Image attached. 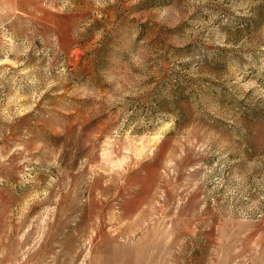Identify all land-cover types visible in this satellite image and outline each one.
I'll return each mask as SVG.
<instances>
[{
	"label": "rangeland",
	"instance_id": "obj_1",
	"mask_svg": "<svg viewBox=\"0 0 264 264\" xmlns=\"http://www.w3.org/2000/svg\"><path fill=\"white\" fill-rule=\"evenodd\" d=\"M165 2L126 0L123 10L110 7L98 17L85 9L87 19L76 31H87L90 39L71 47L54 22H45V11L52 9H45L43 0L0 3V44L7 30L11 47L27 51L19 59L11 52V63L0 64V238L11 242L22 235L26 247L39 245L25 264H138L135 253L122 250L123 240H152L158 218L169 216L171 206L185 196V185L206 172L204 167L185 171L196 164L214 167V172L201 191L188 196L189 204L205 195L211 208V197L220 193L225 204L233 205L234 219L264 211L250 207L258 193L264 194V108L251 109L250 119L242 102H231L247 94L232 83L227 69L213 72L200 62L203 52L211 56L222 47L216 44L225 35L216 24L218 14L189 17V27L204 43L199 50L189 43L187 53H175L181 57L178 64L169 59L157 77L143 82L148 92L140 91L138 73L127 60L116 56L124 33L131 28L144 32L152 6ZM201 19H210L209 29H201ZM148 35L150 42L160 40L151 29ZM185 38L182 34L181 42ZM254 39L264 40V31ZM170 72L166 95L177 73L188 74V111L178 106L158 114L152 95ZM254 75L249 71L244 80ZM256 82L264 87V81ZM165 116L176 120V131L160 140L158 126ZM217 120L236 128L245 123L258 127L259 146L226 138L212 126ZM204 144L208 147L199 151ZM218 223L213 220V234ZM262 232L258 223L233 234L246 249L259 243L252 264H264Z\"/></svg>",
	"mask_w": 264,
	"mask_h": 264
},
{
	"label": "clouds",
	"instance_id": "obj_2",
	"mask_svg": "<svg viewBox=\"0 0 264 264\" xmlns=\"http://www.w3.org/2000/svg\"><path fill=\"white\" fill-rule=\"evenodd\" d=\"M3 2L4 0H0V3ZM32 2L39 4L41 0H32ZM125 2L126 0H43L44 8L52 9L51 12L45 11V22H54L67 47H71L90 39L87 31H76L80 21L87 19L85 9L98 17L102 11L107 12L110 7L123 10ZM128 2L139 4L142 0H128ZM152 7L154 11L151 13V23L145 25V31L140 32L137 28L129 29L123 35L120 50L116 51L117 58L126 59L130 68L138 73L136 79L141 81V92L151 90L144 88L143 82L150 77H157L166 61L171 59L173 65L179 63L181 57L175 53H187L189 43L193 49L199 50L204 43L203 40H197L198 33L192 32L189 27L191 23L189 17L193 16V13L197 17L209 18L218 14L216 24L222 28L225 35L217 40L216 44L222 47L215 49L214 55L211 56L203 52L200 62L202 66L210 68L213 72L220 73L227 69L231 74L232 83L244 89L247 94H242L231 102H242L250 119L251 109L255 108L259 111L260 108H264V87L256 82L264 81V40L254 39L255 34L264 31V15H262L264 0H167ZM210 26V19H201V29H209ZM0 27H3V24H0ZM89 27L91 28V25ZM149 29L160 37L159 41L150 42ZM182 34L186 35L183 42H181ZM3 36L4 41L0 44V50L3 51L4 59H0V64L11 63L7 58L11 52H16L17 59L27 56L26 50L17 51L16 48L11 47L13 42L11 33L5 30ZM227 53H232V56L229 57ZM229 60L232 62L229 63ZM241 64L247 66L242 68ZM217 65L224 67L217 68ZM103 71L100 70L101 80ZM249 71L255 75L245 81L244 76ZM187 75L186 72L176 74L170 95L165 94V89L172 79V73H169V80L158 81V86L152 95V106L156 113L174 112L178 106L183 108L184 112L188 111L184 107L187 102L184 98L190 99L187 90L189 84L184 79ZM217 95L222 94L217 93ZM253 97L256 98L255 103L251 102ZM222 99L226 97L222 95ZM164 105L166 108H162ZM164 120H167V123ZM183 123L181 120V124ZM212 126L222 130L225 137L233 142L237 139L241 142L250 140L256 147L259 146V129L254 128L252 124L245 123L242 127L236 128L229 121L217 120ZM158 131L160 133L158 139L162 140L168 132L176 131V120L165 116L158 126ZM253 135L257 136V139L252 140ZM227 142L226 139L225 143ZM192 143L195 145L194 140ZM207 147L208 145L204 144L199 151L203 152ZM249 151L252 149L249 148ZM183 155L182 152L181 157ZM181 157L176 159L179 160ZM172 163L173 161L169 160L170 166ZM202 167L206 168V172L185 185L187 188L185 196L178 198V203L171 206V214L158 218L159 223L155 225L157 230L148 244L142 241L123 240L122 250L135 253L138 264H165V262L166 264H252L255 259L254 254L259 255L258 242H251L246 249L241 240H233V234L237 228L247 229L248 226L258 223L264 226V211H258V214L251 212L239 220L234 219L230 214L233 205L231 202L225 204L224 200L220 199L222 195L220 193L211 197V208L208 207L209 197L205 195H200L189 204L188 196L202 190L201 186L205 185L206 178L214 172V167L196 164L192 169H185L194 172ZM235 191L234 188L229 189V192ZM257 195L258 199L252 201L250 206L253 209L264 207V194ZM244 198L248 199L247 196ZM218 199L220 202L216 203ZM214 219H219V223L215 225V234L212 233ZM243 234L246 235L247 231ZM261 235L264 236V232ZM38 247V244H34L31 248L26 247L22 235H17L11 242L0 238V264H25L29 254L35 252Z\"/></svg>",
	"mask_w": 264,
	"mask_h": 264
}]
</instances>
